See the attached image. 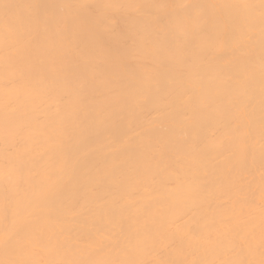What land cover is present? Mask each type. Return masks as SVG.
Listing matches in <instances>:
<instances>
[{
	"label": "bare ground",
	"instance_id": "bare-ground-1",
	"mask_svg": "<svg viewBox=\"0 0 264 264\" xmlns=\"http://www.w3.org/2000/svg\"><path fill=\"white\" fill-rule=\"evenodd\" d=\"M0 264H264V0H0Z\"/></svg>",
	"mask_w": 264,
	"mask_h": 264
}]
</instances>
